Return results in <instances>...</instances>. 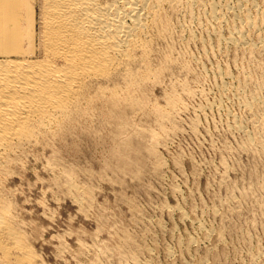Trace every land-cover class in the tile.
<instances>
[{"label": "bare ground", "instance_id": "bare-ground-1", "mask_svg": "<svg viewBox=\"0 0 264 264\" xmlns=\"http://www.w3.org/2000/svg\"><path fill=\"white\" fill-rule=\"evenodd\" d=\"M192 25L200 26L203 37H197ZM184 40L199 42L203 50L200 55L209 58L227 54L230 61L240 67V73L234 75L225 64L214 66L219 96L213 102H206L205 107L221 111L230 119L226 131L240 134L237 150L250 154L253 164L260 162L264 167V0H0V264H42L24 229L26 209L15 205L13 198L17 189L7 184L10 178L19 175V168L25 162L32 163L29 161L36 159L38 153L50 152L45 172L51 171V181L53 177L59 179V185L67 191L63 193L71 195L79 211L92 203L87 192L89 187L62 167L54 153L55 145L69 136L71 130L88 137L97 131L106 132L111 139V154L124 164H137L131 161L137 152L130 150L129 140L144 141V156L145 153L158 155L156 147L159 143L166 145L164 142L168 139L165 133L159 134V130L166 132L167 123L171 127L178 126L179 114L187 112L188 108L184 97L204 94L195 79H191L196 75L190 66L192 59L188 64L177 50ZM165 77H169L167 81ZM156 84H163V89L168 90L162 105L150 103L148 99L149 86ZM224 100L237 103L243 113H232ZM148 113L158 122V132L147 131L142 128L144 123L136 120L139 115ZM190 124L191 130L197 128L195 123ZM223 147L229 150L227 144ZM158 159L156 157L146 169L161 179L165 172L160 161L164 160ZM219 167L216 182L228 192L218 204L206 208L213 218H218V225L206 223L184 206L166 204L162 207L171 215L175 212L181 220L195 222L201 237L177 239L176 236L179 251L165 241L161 246L154 242L157 233L145 230L142 236L134 235V229L132 232L119 229L117 235L112 229L117 244L112 246L103 241L112 246H105L106 253L116 254L117 258L112 261L108 257L111 263L107 264H160L162 262L157 260L160 254L165 264H228L227 251L232 246L225 235L235 226L227 218L239 216L242 203L248 199L255 201L254 211L261 209L257 200L260 189L246 188L235 195L237 185L228 180L229 165L225 158L220 159ZM132 211L135 215L131 220L135 224L146 216L137 207ZM201 212H205L203 206ZM161 219H156L158 232L165 227ZM174 228L176 230L171 227L169 231L174 233ZM241 242L245 245L247 264H264V246L253 245L252 236L247 234L241 237Z\"/></svg>", "mask_w": 264, "mask_h": 264}, {"label": "rangeland", "instance_id": "rangeland-1", "mask_svg": "<svg viewBox=\"0 0 264 264\" xmlns=\"http://www.w3.org/2000/svg\"><path fill=\"white\" fill-rule=\"evenodd\" d=\"M197 27V25H192V29L195 31V33H197V37H203V31L200 30V26L198 28ZM186 41L184 40V43H181L183 47L179 45L177 50L182 52V55L184 59L188 61V64L192 59L190 62V66H192L193 70H195L193 72H195L197 76L194 75V78L191 79H195V84L197 82L196 85L198 86L199 90L202 89L201 91H203L202 93L204 94H201V96L195 95L196 97H184V101L188 106V108L186 107L187 112L184 110L179 114L181 119L178 118V126L171 127V124L167 123L165 125V127H167L165 128V130L168 129L166 132L163 130L161 131L159 125L157 126L158 122L156 121V119H153L154 116L151 117L149 115L151 113L144 114L145 117L143 116V114H141L139 115L140 117L137 116L138 118H136L138 122L140 121L144 123V127L142 128H147V131L150 132L153 130L155 132H158V130L160 129L159 134L162 132L166 134V137L168 138L165 139L167 142H164L166 143V145L164 144L163 146L159 143V145L156 147V151L158 150L156 154L158 155L151 154L153 156L152 157L151 155H146L145 153L144 156V151L146 148L144 141L136 139L129 140L128 143L131 144L130 150H135L137 152L136 157H134L131 161L136 162L137 164L136 166L124 164L111 154V139L110 137L108 138L109 135H106V132L105 134H102V130L101 132L97 131V133L92 135V137H88L79 134L81 132L77 130H71V134H69V136L67 135V137L63 139L64 141L61 140L59 144L55 145L56 149L54 153L56 157L59 158L62 165H64L62 166L61 163H59L60 167H66V170L70 171L73 177L76 176L74 178H76L78 182L84 184V186H86L87 188L89 187L87 189V192H90L89 196L91 195L92 197V203L90 202V206L87 207L88 209L84 208L80 211L78 205L73 201L74 199L72 200L71 195L63 193V191L66 190L64 188L62 189V187L60 186L61 182L59 183V179L53 177L54 182H52V175L50 176V174H52L51 171H48L47 169L45 172V164H47L46 159H48L50 152L45 151L42 154L43 156L41 154L39 155L38 153L36 159L32 158V161H29L32 163L29 164L28 162H25V165L23 164L22 167L19 168L20 172L19 175H17L18 177L13 176V178L9 179L10 182L8 180V186L10 188H12V186L13 188L16 187V193H19L15 194L17 198L14 195L15 198H13V200L15 205H23L26 209V212L24 214V229L27 233V237H31H28V242L34 250V253L38 256L40 263H111V260H116L117 255L106 253V247H112L117 244L115 240V234L118 233L119 229L120 231L124 229H127V231L131 230L129 232H132V230L134 229V235H139V233L142 235V232L144 233L146 231L151 232L152 234L157 233V237L154 236V242H157V244L160 246L161 244H165V242H167V244L173 245V247L178 250L179 246L174 239H185L187 238V236H193L197 238V235L198 238H200L201 233L199 229H197L198 226L195 222L192 221L191 223V220L188 219L181 220V218L177 216V213L173 212V214L171 215V213H168L162 206L166 204L179 205L182 207L184 206L183 208L186 211L190 209L192 212H194L193 214L195 216L197 215L201 217L206 223L211 224L212 222L213 225H218L220 223L218 218H213L207 212L206 208L218 204L219 199L225 198L228 192V189H226V187L220 186L216 182L220 169L219 163L220 159L222 158H225L229 165V182H231L232 184L235 183L234 185H237V190H235L234 194L238 196L239 193L244 191V189L246 190V188H259L260 191H258L257 193V200L261 204V209H259L258 211H254L253 205L255 204V201L248 199L249 201L246 200L244 203H242V208L240 207L241 214L239 216H228L227 220L235 227L233 226L234 229L231 230L232 233H226L225 235L227 243L230 245V247L232 246L227 251V255L229 257L227 259V262L228 264H240L241 262V264L248 263L245 260V245L241 242V237L244 234L252 236L253 245H258L260 247L264 246V167L260 164V162L253 164L252 161L254 159L250 154L244 151L239 152L237 150L240 142V134H230L226 131V123L230 119L226 117L224 113H221V111L206 108V102H213L218 99L219 96L216 90L218 79L213 74L214 66L216 64H225L224 66L228 69V71L230 70L229 72L234 73V75L240 73V67L234 65L230 61L227 54H217L213 57H211V55L209 58L203 56L202 54L201 56L200 53H202L201 51H203L201 48L202 46H200L201 44L194 40H189L190 42ZM183 51L186 52L183 53ZM198 57L200 58V60H202L198 61ZM195 59L197 62H195ZM263 59L262 62L264 63ZM202 67L204 68V70ZM166 78L168 80L169 77H165V81H167ZM158 85L156 84L154 85V87L149 86L151 90L148 88V99L150 103L157 102L158 104L162 105L164 102L163 100L166 96V91L168 90L165 91L163 89V84H160L159 86ZM162 89L163 92H165L164 94L162 92ZM223 102L232 111V113H243L242 109L237 105V103L229 102L226 100H224ZM198 106L201 109H199ZM192 107H194L196 110ZM196 118L197 120H195ZM190 123H195V126L197 128L191 130ZM197 123L199 124L197 125ZM170 127L172 128V130ZM99 133L101 135H99ZM171 134L176 136H173ZM100 140H104V142H99ZM224 144L228 145L229 150H225V147H223ZM45 154H47V157ZM55 155L53 156V158L55 157ZM155 156L159 158V161L161 159L164 160L163 162L160 161L165 172V176L163 174L161 179H159L160 177L156 178L154 173L150 172V169L147 171V169L151 167L152 163L156 161ZM41 160L43 162H41ZM214 168L218 171V173H216L217 171ZM140 173L143 174V176ZM139 174L140 176H137ZM253 174L255 176H252ZM103 176H105V178H103ZM55 179H57L58 181L56 182ZM53 183L55 184L53 185ZM55 185L57 186V188ZM246 185L247 187H245ZM59 186L62 190L59 189ZM170 186L175 187L178 192H173ZM50 188L52 189V191ZM191 194L193 196H191ZM122 198L124 200H122ZM165 201L167 203H165ZM132 203L133 205L130 206L133 209L134 207H137V209H139L144 216L146 215L145 218H143V220L137 224L133 223L131 220L134 218L133 216L135 214L134 211H132V208L128 206V204ZM202 206L204 207V213L201 212ZM161 208H163L164 210L162 209V211ZM82 211L83 213H81ZM148 219H151L149 220V223H147ZM156 219H161V222L166 227H164L165 230L163 229L162 232H158V226L156 228ZM174 223L176 225H174ZM142 224L144 225L142 226ZM149 224L151 226H149ZM123 226L125 228H123ZM145 226H148L147 229ZM137 227L139 228L137 229ZM171 227H176V230L174 228V233L169 231ZM225 227H227V229L230 228L229 226ZM112 229L114 230L115 234H113ZM139 229L141 230V232ZM95 232L97 235L95 234ZM160 233H163V235ZM159 234L161 237H158ZM111 235H113V238L111 237ZM103 240L110 243V245L112 246H110L108 243H105ZM170 240L173 244L170 242ZM98 241L102 243H98ZM114 242L115 244H113ZM103 246H106L105 249L103 248ZM59 251L62 255L59 253ZM100 252L102 254L105 253V255H102ZM161 256L162 255L160 254V256L157 257L158 263L162 262L160 264H165V259L163 258V256ZM105 257L107 258V262L105 260ZM108 257H110L111 260Z\"/></svg>", "mask_w": 264, "mask_h": 264}]
</instances>
